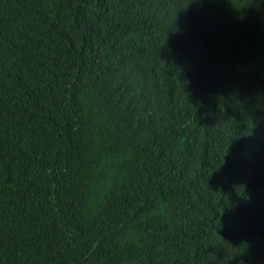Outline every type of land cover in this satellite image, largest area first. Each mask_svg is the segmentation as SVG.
Returning a JSON list of instances; mask_svg holds the SVG:
<instances>
[{
  "label": "trees",
  "instance_id": "trees-1",
  "mask_svg": "<svg viewBox=\"0 0 264 264\" xmlns=\"http://www.w3.org/2000/svg\"><path fill=\"white\" fill-rule=\"evenodd\" d=\"M0 264H264V0H0Z\"/></svg>",
  "mask_w": 264,
  "mask_h": 264
}]
</instances>
